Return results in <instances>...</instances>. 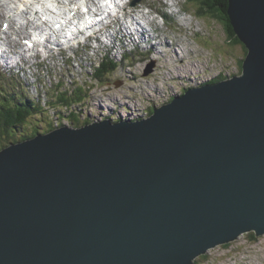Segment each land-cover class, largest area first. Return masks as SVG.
Listing matches in <instances>:
<instances>
[{
    "label": "water",
    "instance_id": "obj_1",
    "mask_svg": "<svg viewBox=\"0 0 264 264\" xmlns=\"http://www.w3.org/2000/svg\"><path fill=\"white\" fill-rule=\"evenodd\" d=\"M228 2L240 75L1 149L0 264H196L264 235V0Z\"/></svg>",
    "mask_w": 264,
    "mask_h": 264
},
{
    "label": "rangeland",
    "instance_id": "obj_2",
    "mask_svg": "<svg viewBox=\"0 0 264 264\" xmlns=\"http://www.w3.org/2000/svg\"><path fill=\"white\" fill-rule=\"evenodd\" d=\"M158 1L160 0H133L131 3L129 0L114 2L96 0L100 9L119 15H123L125 9L121 8L127 3L128 10H132L133 13L124 17L129 18L128 26L134 30L138 21L149 28L153 38H144L141 41L135 34L128 35L126 30L120 28L119 23V29L114 31L116 29L114 27L109 31L112 37L115 35L114 40L105 34L97 40H91L90 46L84 44L78 47L73 43L74 49L69 48L61 53L58 52V47H55L51 57L46 56L45 50L37 60L31 59L32 64L19 75H15V71L4 65L0 68V97L6 93L17 98L13 89L18 91L19 88L16 86L20 85L24 97L34 103L42 102L40 108L51 115L55 124H58L55 114L62 111L66 116L75 113L78 119H81L79 126L87 117L90 121L103 119L105 116L127 117L131 120L137 115L148 117V108H151L153 103L162 105L168 102L169 97L173 99L180 97L183 88L211 84L220 78L225 80L242 73L239 64L245 57L244 49L239 44L233 45L229 42L225 25L219 18L201 11L202 6L204 9L203 2L209 0H176L175 6L172 5L175 3L174 0H162L167 5L168 13H180L176 18L173 16L168 25H164L160 18L158 23L155 22L156 18L153 19V14L160 17L155 11L161 4ZM1 2H6L8 18L10 15L15 19L18 17L20 23L29 22L33 17L31 13L35 15L38 12L39 19L49 17L54 20L72 18L77 9L79 12L88 6L94 8L89 0H1ZM29 2L32 3L25 7L24 4ZM115 3L120 7L119 10ZM22 7L26 9V13L29 12L27 16H23L24 13L19 10ZM49 8L55 10L53 16L47 15L48 12H52ZM183 8L187 12L181 11ZM140 10L148 22L139 15ZM76 16L77 14L74 15ZM132 16H136V20H132ZM120 36L122 41L114 42ZM160 38L167 39L168 43L174 45L173 51L175 48L181 55L180 58L174 55L176 51L167 52L165 46H157ZM160 42L163 43L161 40ZM171 54L174 55L173 58ZM2 55L3 52L0 51V57ZM107 56L112 57L118 67L113 72L108 71L104 74L102 80H97L95 69L99 68L97 66L99 62ZM13 59L18 60V57L6 54L3 61L5 63L10 60L14 63ZM58 94H64L63 97L66 99L74 95L77 98L72 99L71 106L66 107L57 103ZM14 100L16 99H9V102ZM69 119L66 117L63 119L64 126L70 125L75 128ZM26 130L28 129L21 128L12 132V135L8 133L4 136L2 144L10 145L11 142H17V137ZM3 145L0 143L1 147ZM251 233L254 232L242 233L226 244L211 248L205 254V258L202 255L197 258L196 264H264V235L256 236L254 239Z\"/></svg>",
    "mask_w": 264,
    "mask_h": 264
},
{
    "label": "trees",
    "instance_id": "obj_3",
    "mask_svg": "<svg viewBox=\"0 0 264 264\" xmlns=\"http://www.w3.org/2000/svg\"><path fill=\"white\" fill-rule=\"evenodd\" d=\"M204 3V9L203 6L201 7L202 12H208L211 13L213 16L219 18L225 25V30L229 38V42L231 44H239L245 52V56L248 53L247 47L240 41L239 37L237 36L236 32L234 31L233 26L231 25V21L228 14V6L229 2L228 0H209V2H203ZM240 67L241 71L243 70V59L240 60ZM118 67V64L115 61H111L107 58V60H103L99 68L95 70V79L102 80L104 77V74L113 72ZM220 80H223V78L218 79L215 82H219ZM189 88H183L182 93L186 92ZM14 90V89H13ZM76 90V89H75ZM74 91V90H73ZM14 94L17 95V98L15 96H8L6 93H3L0 97V143L5 140V135L8 133L12 135V132L18 131L21 128H27L25 133L21 134L20 137H17L16 141L18 140L22 141L27 138L35 137L37 134L47 133L53 130H57L59 127L64 126L63 119L70 118V123L73 124L76 127H79L81 125L88 124L92 121H90V118H85L84 122L81 123L78 126V123L81 122V119H78V116L75 113H70V116H66L62 111L61 112H55L57 115V123L55 124L53 122V119L51 118V115L47 113V111H44L45 109H41L40 105L38 103H34L32 101H29L28 98L24 97L22 95V92L15 91ZM73 93V92H72ZM64 94L60 95L58 94L57 97V103L60 105L71 106L73 102L72 99H76L74 96H72L70 99H66L63 97ZM74 97V98H73ZM9 99H16L13 102H9ZM80 99V98H78ZM173 98L169 97L168 101H171ZM70 101V102H69ZM155 106H160L156 104H152L151 108H148L149 115L152 114ZM57 111V110H56ZM76 117V118H75ZM12 143V142H11ZM7 144L3 145L2 147L6 146ZM8 146V145H7ZM1 147V146H0ZM2 147L0 149H2ZM255 233H251V235L255 239ZM206 255H202V257L205 258ZM207 260L208 257H207ZM198 262V259L196 260V263Z\"/></svg>",
    "mask_w": 264,
    "mask_h": 264
},
{
    "label": "bare ground",
    "instance_id": "obj_4",
    "mask_svg": "<svg viewBox=\"0 0 264 264\" xmlns=\"http://www.w3.org/2000/svg\"><path fill=\"white\" fill-rule=\"evenodd\" d=\"M92 4V6H94V7H96V6H98V3H96V0H89ZM112 2H114V0H111ZM131 3H133V0H129ZM158 2H160L161 4H160V6H158V7H156V10L155 11H160V12H166L167 10H166V4L162 1V0H160V1H158ZM32 2H29V3H25L24 4V6L25 7H27L29 4H31ZM90 4V3H89ZM0 7H1V9H0V22H1V24H0V38L1 39H3V38H5L6 36H7V34L9 33V31L11 30L13 33H17L16 31H15V29H14V27H13V25H12V23H14V22H16V20L17 19H15V17L13 16V15H10V18H8V13H7V9H6V2H4V3H2L1 2V0H0ZM90 6H88L87 8H89ZM115 7H117V10H119V6L115 3ZM92 8V7H91ZM50 10H52V8H49ZM125 9V10H124ZM128 6H127V3H125V6H123L122 8H121V10H124V11H128ZM19 10H21L23 13H24V15L23 16H27V14L29 13V12H25V10L26 9H24L23 7L22 8H20ZM186 9H182L181 11H185ZM132 12V11H131ZM99 13V12H98ZM127 15H129V12L128 13H126ZM178 14H180V13H175L174 14V17L176 18V16L178 15ZM38 15V14H37ZM97 15H99V14H97ZM139 15L140 16H142L143 18H144V15H143V12L140 10L139 11ZM31 16H34L32 13H31ZM116 16V14L115 13H109L108 15H103V16H101V23H103L104 21H106V20H109V19H112L113 17H115ZM153 16V19H155L156 18V15H152ZM145 19V18H144ZM132 20H136V16H132ZM127 21H129V18H127ZM126 20H123V19H118V21H117V24L118 23H120V28L122 29H124V30H126L127 32H128V35H133V34H135L137 37L139 36V40H141L142 41V39H144V38H146V39H148V38H153V35H152V33H150V31H149V28L148 27H146V26H143V25H141L140 24V22H138L137 21V26H135L134 27V30H133V27H129L128 26V22H127ZM145 21H147L146 19H145ZM148 22V21H147ZM98 26H99V24H98ZM67 28H69V26H65V29H67ZM8 30V31H7ZM20 30L21 31H23L24 33H26L28 30H27V28H20ZM64 30V29H63ZM5 31H7V32H5ZM119 31V30H118ZM59 34L60 35H64L65 37H66V39H67V44H70L71 43V41H72V38H71V36L69 35V33H67V34H65L63 31H59ZM114 38H115V35H114ZM134 38V37H133ZM132 38V39H133ZM130 39V38H129ZM134 40V39H133ZM160 40L163 42V43H161L160 42ZM160 40H159V42L157 43V46H165V50L166 49H168L167 50V52H175L176 51V49L174 48V51H173V48H172V46H174V45H171L170 43H168V41H167V39H162V38H160ZM135 41V40H134ZM9 48H16V47H20L21 49L19 50V51H17V52H15L17 55H19V56H21V57H26L25 56V54H24V51H25V43H23V41H21V40H15V42L14 43H12V44H10L9 46H8ZM162 51V53H164L163 52V50H161ZM38 52H40V49H37L36 50V53L38 54ZM5 53H7V54H9V51H6L5 50ZM159 53H160V50H159ZM175 56H177V57H179L180 58V54H179V52L178 51H176L175 52V54H174ZM173 54H171V57L173 58V56H174ZM172 58H170V60L172 59ZM183 56H182V60H183ZM173 60V59H172ZM20 61H22V62H20V63H22V64H25L26 63V61H24L23 59L22 60H20ZM6 62V65L7 66H9V65H11V61L10 60H7V61H5ZM0 65L2 66V67H0V68H3L4 67V64L2 63V62H0ZM0 151H1V149H0Z\"/></svg>",
    "mask_w": 264,
    "mask_h": 264
}]
</instances>
